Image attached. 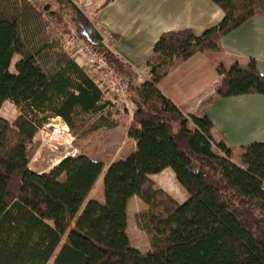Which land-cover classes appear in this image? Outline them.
I'll use <instances>...</instances> for the list:
<instances>
[{
	"label": "trees",
	"instance_id": "trees-1",
	"mask_svg": "<svg viewBox=\"0 0 264 264\" xmlns=\"http://www.w3.org/2000/svg\"><path fill=\"white\" fill-rule=\"evenodd\" d=\"M51 1L57 11L48 13L27 0H0V112L6 102L18 111L12 123L0 114V264H264V143L232 149L216 142L206 115H185L158 88L172 69L201 54L210 56L222 77L218 98L264 97V74L254 58L229 68L212 58L222 53L226 35L264 14V0H212L224 13L217 26L201 35L164 33L144 83L71 0ZM45 17L58 26L69 17L125 84L133 106V120L125 125L136 142L125 160L107 165L84 151L82 144L124 118L111 114L104 99L110 85H100L94 73L101 72L70 55L72 44L62 47L60 37L36 41ZM46 50H59L52 71L40 61ZM54 119L68 126L82 154L38 173L31 165L40 134ZM166 169L188 195L185 202L151 179ZM100 181L104 202L90 199ZM135 198L142 205L137 219L150 243L147 252L135 247L129 230Z\"/></svg>",
	"mask_w": 264,
	"mask_h": 264
},
{
	"label": "crops",
	"instance_id": "crops-1",
	"mask_svg": "<svg viewBox=\"0 0 264 264\" xmlns=\"http://www.w3.org/2000/svg\"><path fill=\"white\" fill-rule=\"evenodd\" d=\"M71 1L78 8L79 6L85 7L93 13V18H89L104 34L111 35L113 42L110 47L123 61L132 67L144 69L147 68L157 41L164 33L191 30L196 35H201L208 29L217 26L224 18L223 11L212 0ZM47 21L50 19L45 17V20L42 21L43 25ZM221 47L222 53L213 56L214 60L229 68L235 63L246 66L251 58H254L259 70L264 74V14L258 13L238 29L226 35L222 39ZM18 60L17 57L13 59L12 71ZM94 75L101 85L100 75L98 73H94ZM221 82L222 77L211 65L210 56L199 54L172 69L168 76L159 83L158 88L185 115L197 117L206 115L213 123L212 133L216 142H223L232 149L253 142L264 143V97L240 96L220 99L216 96V90ZM108 93L106 92L104 99L111 103V114L116 115L117 119L122 117L121 115H129L126 124L130 125L133 120L131 103L129 102L131 107L129 105L124 107L120 103L121 98L118 95L109 96ZM9 104L13 103L4 104L0 114L10 122L11 120L2 114L4 107H8ZM121 108L125 110L124 114L117 111ZM118 115L120 116L117 117ZM52 121L60 122L63 129L70 132L68 126L61 119ZM127 125L122 124L113 129L108 127L101 129L109 131V135H111L119 132L124 126L123 131L126 134V140L123 143L112 145L110 141L105 146L108 150L103 152V156L106 161L110 162L108 165L123 160L120 159L122 156L119 155V152L126 144L130 143L133 146L129 153L136 150V142L127 135ZM71 138L73 139L72 136ZM72 139L70 142L73 141ZM75 149L78 155L82 154L80 148ZM40 152L39 154H41ZM97 160L102 159L97 158ZM37 162L38 160L34 163ZM164 176L166 177L163 178ZM151 179L179 203L188 199V195L175 182L176 178L171 169H166L158 175H152ZM101 197L95 199L91 195L90 199L102 202ZM134 200L137 199L135 198L131 202ZM135 247L137 248V246Z\"/></svg>",
	"mask_w": 264,
	"mask_h": 264
},
{
	"label": "rangeland",
	"instance_id": "rangeland-1",
	"mask_svg": "<svg viewBox=\"0 0 264 264\" xmlns=\"http://www.w3.org/2000/svg\"><path fill=\"white\" fill-rule=\"evenodd\" d=\"M27 1H29L32 4L39 5L41 8L48 7L47 8L48 13H52V12L57 11V5L55 3H53L51 0H27ZM79 8H80L79 11H81V12L85 11V13L87 15H89L90 18H93V13L88 8L81 7V6H79ZM260 13H263V12H260ZM47 18L50 19L49 17H47ZM50 21H51V19H50ZM50 21H47V23L45 25H37L38 26L37 32H39V33L36 35V41L38 43L46 42V44H47V43L53 42L55 39L60 37L62 47L68 48V45H69L68 43L72 44L69 47L68 51L72 57H74L76 59L78 58L80 65L83 66L84 55L80 54V56H81L80 57L79 55L76 54V50H77L78 46H80L81 42H83L82 44L84 45L85 48L90 47V49H92L91 46L86 41L82 40L78 36V33L76 32V28H75L74 24L71 22L69 17L65 18L64 22L61 24L62 27L58 26L54 22H52V21L50 22ZM90 24L93 26L94 22L91 21ZM63 26H65L67 28L66 29L67 34L63 33ZM58 51L46 50L44 54H41L42 58L40 61L42 62L43 66L45 65L44 67L47 71H52L53 65L55 62V55ZM145 69L147 71V73H146L147 79H145V78L144 79H145V82H148L150 80V78H149L150 73L148 71V68H145ZM100 77L103 80V77L101 74H100ZM108 88H109L108 89L109 93L108 92L107 93L109 94V96H111V95L117 96L118 95L121 98L120 103L122 105H124V107L127 105L130 106L129 101L125 97H123L122 94L116 93L113 90L112 86H108ZM8 103H10V102H6L5 104H8ZM117 111L120 114H124V112H125V110L123 108H121V110L119 109ZM2 114L4 117H7L8 119H10L11 120L10 122L12 123L17 118L18 111L15 108V106H13V104H9L8 107H4ZM121 116H122V118L124 117V121H123L124 123L123 124H125L128 121L127 119L129 117V115H121ZM54 128H56V130L60 131V135L58 136V140H59V142H61L63 144L57 146V150H54V148L50 147L49 145H45V146L40 147L38 152H37L38 155L35 156V158H34V160H38V162L34 163V165L32 164L33 165L32 170H34L35 172L41 173V172H44V170L48 171L49 169H51V167L54 166V164L58 163L65 156H70L73 154L78 155L77 154L78 152H76V149L74 148L73 142H72V144H70V139H71L70 136L68 134H64L65 130L60 125V122L51 121L47 130H48V132H51V131H53ZM123 128H124V126H123ZM123 128H121V130L119 132H115L114 134H111V135H109V131H107V130H99V132L96 133V135L93 137L92 140H89V141L84 143V146H83L84 151L90 155H95L96 159L101 158L108 165L110 162L106 161L105 156H103V152L108 150L105 146L110 141H111L112 145H117V144L123 143V141L126 140V134L123 131L124 130ZM40 138H41V135H40ZM73 141H74V139H73ZM132 147H133L132 144H130V143L126 144L123 147V150L119 152V155L122 156V158H120V159L124 160L130 154H132V153H129L132 150ZM39 152L41 154H39ZM232 161L233 162L238 161L236 156H234V160H232ZM165 177L166 176H164L163 178H165ZM175 182H177L176 179H175ZM157 187H159V186L157 185ZM101 195H103V184H102V182L99 183L96 186V188L94 189L93 194H92V198L97 199L98 197H101ZM103 199L104 198L101 197L102 202L104 201ZM141 208H142V205L140 204L138 199L134 200L133 202H131V204H129V216H130V221H129V228L130 229L129 230H130L131 238L133 239L134 245L137 246V248L140 249L142 252H147L151 249L150 243L148 241V238H147L145 232L142 231V229L140 228L139 222L137 219V216H138Z\"/></svg>",
	"mask_w": 264,
	"mask_h": 264
},
{
	"label": "built area",
	"instance_id": "built-area-1",
	"mask_svg": "<svg viewBox=\"0 0 264 264\" xmlns=\"http://www.w3.org/2000/svg\"><path fill=\"white\" fill-rule=\"evenodd\" d=\"M83 13L85 15H87L85 13V11H83ZM87 16L89 17V15H87ZM101 34L103 36L104 43L106 45L111 46V44L113 42V38L111 37V35H106L102 31H101ZM82 43L83 42H81L80 46H78V48L76 50V54L79 56H80V54L84 55L83 66L88 70L100 71L102 74V77H103V80H102L103 84L104 83L109 84L110 86L113 87V90L116 93L122 94L123 97H125L128 100L125 84H123L120 80H117L114 77V75L111 73V71L107 67L106 60L103 57H101L100 55L96 54L92 49H90V47L85 48ZM68 44H70V43H68ZM133 69L138 74L139 82L144 83L145 79H147L146 78V73H147L146 69L135 67V66H133ZM47 128H48V126L44 127L41 131V134H40L41 135V138H40L41 139V147L45 146V145H49L50 147L54 148V150H57V146L63 144V143L59 142V140H58V136L60 135V131H58V130H56V128H54L53 131L48 132ZM64 134H68L71 138L70 132L68 130L64 131ZM72 142H70V144ZM75 155L73 154L71 156H75ZM35 161H37V160H35Z\"/></svg>",
	"mask_w": 264,
	"mask_h": 264
}]
</instances>
